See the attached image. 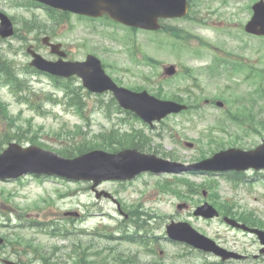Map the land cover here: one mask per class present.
<instances>
[{
  "label": "rangeland",
  "instance_id": "374dc122",
  "mask_svg": "<svg viewBox=\"0 0 264 264\" xmlns=\"http://www.w3.org/2000/svg\"><path fill=\"white\" fill-rule=\"evenodd\" d=\"M202 2L201 5H194L193 14L200 20L196 22L186 19H172L167 23L172 31L183 29L192 36L188 37V42L175 39L174 36L166 32L154 34L148 31H140L135 34L137 48L141 50L138 54L140 58L144 54L157 58L158 65L155 67L147 64L146 60L136 63L132 60L128 45L122 40L125 31L119 29L117 39L106 38L100 34L101 29L98 26L85 21H80L75 17H70V24L62 26L63 33L57 39L70 50L69 59H85L88 53H94L103 61L107 62L110 67L107 72L115 79H120L124 86H137V88L146 87L151 93L157 90L161 92L164 98H172L175 93H181L185 99L194 98L188 96L189 92L185 91L187 87H193V79L185 77L182 71L185 67H191L194 75L199 77L200 88H193L194 92L201 97L202 108L193 114H179L166 118L161 123H156L150 127L141 120L135 119L128 113H117L116 107L110 114L109 104L113 95L105 93L104 96L91 94L84 97L85 105L82 113L74 107L66 105L63 93L58 92L55 81L49 76L38 73H27L25 77L29 79V84L35 90L32 101L37 108L41 104L40 112L32 109L30 104H22L17 101V96L9 86H0V100L8 106L10 117L15 123L10 124V119L6 120L0 117V129L10 128L15 131L22 127L25 132V141H21L23 146L32 144L28 138L36 137L38 144L43 148L57 152V149L63 145L80 141V139H90L100 132L111 130L113 127L129 128L134 127L140 130L142 134L149 136L150 150L148 153L158 151L160 156H175L183 162H195L200 160L203 155L211 156L215 151H219L221 145H210L206 138L210 130L213 135L218 137L220 143L225 148L236 146L244 149L254 148L264 140V132L251 133L246 135L244 129L236 127L233 122L226 119L224 111L217 105L207 104L206 99L222 100L225 106L230 104L232 109H236L235 101L239 96L252 91V87L247 83L236 78L230 79L224 74L227 71L225 64L220 67L214 66V55L224 59V49L233 52L244 53L242 38H236L243 31L238 20L219 18H242L235 0H228V3L221 5L214 0H196ZM204 1L206 2L204 4ZM0 8L10 16L17 19V27H22V23L29 20L34 13L40 17V23H43L44 13L40 8H34L33 11L27 12L22 8L12 7L5 0H0ZM212 19L218 24L213 25ZM111 31V29H108ZM128 34V33H127ZM251 39H246L250 41ZM37 38H30L28 44H37ZM264 53V39L259 40ZM25 41L19 38L2 40L0 38V55L3 58L16 60L17 68H24L30 63L31 57L27 54L24 45ZM197 45V46H196ZM38 51L48 59H54L50 49L39 44ZM198 50L202 55L196 54ZM220 54V55H219ZM246 55H249L246 53ZM264 57V56H263ZM170 64L178 66V72L173 77H166L163 74L164 67ZM214 66V67H213ZM264 66V60H263ZM78 81L80 79L78 78ZM239 81V82H237ZM81 82V81H80ZM235 82V83H233ZM230 85V87H227ZM158 87H162L159 91ZM130 88V87H129ZM57 90V91H56ZM54 94L58 98L56 102L46 99V94ZM108 105V106H107ZM264 106V102L262 103ZM261 106V104H260ZM254 107V106H253ZM252 109V108H251ZM257 114V113H256ZM124 118L125 121H121ZM219 122L227 125L226 131L218 128ZM77 125L81 128L78 129ZM86 134V135H84ZM16 141V140H13ZM193 143L194 147L187 146V143ZM8 145L0 148V153ZM222 149V148H221ZM168 158V157H167ZM16 170V169H15ZM9 170V171H15ZM260 172V171H259ZM264 173V171H262ZM250 180L255 174V170L246 171ZM231 176V175H229ZM186 178L200 187V193L196 195L186 192V185H178L179 190L184 197L172 192H162L159 185L165 179ZM217 181V190L215 194L210 191L215 189L210 186L202 187L211 178L210 174L197 175H156L145 173L134 181L130 182H113L109 181L103 184L100 189H104L114 195L119 204L110 198L97 199L95 193L88 184L71 183L57 178L36 179L33 176H27L17 180L2 181L0 180V237L10 239L13 243H7L0 247V258H11L14 260L25 261L24 256L20 255L24 251L32 253L35 245L39 242L45 247V251L52 254L54 247H65L61 252H53L55 257H68L72 252L73 240H81V246L98 245L104 249V254L113 252L134 253L139 248L125 240L116 237L121 234L117 226L122 221H128L121 214V211H130L132 208L146 210L152 218L149 220L150 227L153 228L156 236L161 237L159 241V252L163 251L161 259L166 264H180L176 260L180 246L167 238L166 226L172 221H188L195 228L210 236L216 235H234L237 234L243 243H247V251L252 253L256 250L255 239L253 236L244 235L237 231H230L221 222L204 221L193 215L192 207L201 205L206 200L209 203L218 205L220 203L229 204V206L239 207L242 211L255 212L264 218V180H255L251 184H241L234 187L227 180V176L222 174L215 175ZM260 177V176H258ZM205 189L209 190L207 196L204 195ZM218 193V194H217ZM219 195V196H218ZM187 202L191 206L189 209L179 210L177 205ZM80 211L82 216L79 218L65 217L64 212ZM21 215V216H20ZM260 217V218H261ZM73 218V217H72ZM146 217H144L145 220ZM148 219V218H147ZM54 223L60 227H66L70 234L68 239L62 237H52L47 234L45 225L26 227L27 221ZM132 221L130 220V224ZM264 228L263 225H260ZM94 231H96L94 233ZM215 232V233H214ZM22 234L27 239H33L34 246L30 249L21 245V237L15 238L16 234ZM106 235L112 237L108 238ZM84 245V246H83ZM110 247H114L111 250ZM85 252V251H84ZM34 258L32 264H43L36 255L29 256ZM95 259V256H90ZM69 264L72 262L65 259ZM105 263V262H104ZM2 264V262H0ZM89 264H91L89 262ZM102 264V263H97ZM105 264H113L111 261Z\"/></svg>",
  "mask_w": 264,
  "mask_h": 264
},
{
  "label": "water",
  "instance_id": "95a60500",
  "mask_svg": "<svg viewBox=\"0 0 264 264\" xmlns=\"http://www.w3.org/2000/svg\"><path fill=\"white\" fill-rule=\"evenodd\" d=\"M55 7L72 10L84 14L99 15L108 12L115 19L128 25L140 26L148 29L158 28L157 19L160 16H181L185 13L184 0H44ZM0 35L10 37L14 34L13 23L10 18L0 11ZM253 24H260L255 23ZM264 34V22L262 31ZM44 42H48L45 39ZM54 52L61 46L51 45ZM32 54L31 64L40 70L50 73L71 76L78 74L84 79L85 85L96 92L112 90L120 103L136 111L146 121L152 123L155 119H161L170 112H179L185 109V105L175 102L161 101L144 91L141 93L131 92L125 88H119L113 80L105 74L98 58L90 55L86 62H58L48 61L33 50L28 48ZM59 53V52H58ZM64 56V52H60ZM169 74H174V66L167 69ZM222 105V102H219ZM264 168V144L256 150L244 151L241 149H229L217 153L213 158L206 159L193 165H184L158 158L156 155L141 153L137 149H127L117 154L104 151H92L74 159H65L57 154L43 150L38 146L23 148L12 143L7 150L0 155V177H18L24 173H57L74 179L94 180L95 185L109 179H128L145 170L154 172L186 171V170H246L248 168ZM16 169V170H15ZM9 170H15L10 172ZM108 196V194H106ZM101 196V193L98 194ZM180 205L179 208H182ZM75 214V213H71ZM196 215L214 217L218 211L209 203L198 207ZM237 224L234 220H229ZM245 227V226H242ZM168 233L175 240L186 241L196 247L205 250L219 251L214 242L196 231L189 223L180 222L167 226ZM264 240V231L255 230ZM7 264H16L6 260Z\"/></svg>",
  "mask_w": 264,
  "mask_h": 264
},
{
  "label": "flooded vegetation",
  "instance_id": "af4514ba",
  "mask_svg": "<svg viewBox=\"0 0 264 264\" xmlns=\"http://www.w3.org/2000/svg\"><path fill=\"white\" fill-rule=\"evenodd\" d=\"M261 0H235V3L238 5V9L242 14L243 28L245 30V24L251 20L254 16V5ZM35 2V1H34ZM224 3L227 4L228 1L224 0ZM39 7H46L45 5L36 2ZM73 14V13H72ZM69 13H59V15H66L67 17L75 16L78 19H83L82 15ZM86 17V16H85ZM90 18V17H88ZM89 21H94L98 23H112V20L108 15H104L99 18H91L87 19ZM114 22V21H113ZM68 26V22H56L51 20L50 17H47L43 23L38 24V26L33 27H21L20 31L22 36L25 38H37L42 34L43 29L47 31L48 34H43L49 36L51 39H59L62 31V26ZM101 29L100 34L104 37L109 35V31L104 29L103 27H99ZM132 29V28H130ZM250 37L261 38L262 36H257L254 34L247 33ZM244 53H228L227 54V65L234 73H241L247 71L248 74L244 75L247 82L250 85H255L259 87L262 85V70H263V53L262 49L259 45H255L250 47L248 44L244 48ZM248 53L250 58H246L245 54ZM256 97H254L253 101L255 106L258 107L262 97L258 90L255 91ZM258 109H262V106L259 105ZM257 109V110H258ZM258 112V111H257ZM232 113V109L228 107L226 109V114L229 117ZM225 215H221L220 220H224ZM234 217V216H233ZM237 220L241 222H245V219L239 214L236 217ZM229 228L240 232L244 235H250L251 233L244 232L235 227ZM256 237V236H255ZM216 242L226 250L230 252H234L236 255H233L229 258H224L222 255H218L214 252H203L197 249H193L190 247H185L181 249L179 252V261L180 264H264V246L258 239H254L253 243L256 244V250L252 253L247 251L246 244L241 241L237 234L234 235H220L217 233L214 236Z\"/></svg>",
  "mask_w": 264,
  "mask_h": 264
},
{
  "label": "trees",
  "instance_id": "16d2710c",
  "mask_svg": "<svg viewBox=\"0 0 264 264\" xmlns=\"http://www.w3.org/2000/svg\"><path fill=\"white\" fill-rule=\"evenodd\" d=\"M0 82H9L14 88L16 86L19 90H25V88L29 87L28 84L25 83V81L17 75V72L15 70V62L8 59H0ZM0 105L3 107L4 110H6L3 103L0 102ZM74 105L79 106L80 103ZM2 114L4 118H7V116L9 115L7 112H3ZM23 132L24 131L21 130V128H18V131L14 132V134H12V130H7L6 132L1 131L0 147L3 144L7 143L11 138L13 139L22 136V134H24ZM146 142L147 139L143 138L142 134L140 133H120L117 130L113 129L111 131H106L104 133L95 135L90 139H87V137L80 139V141L76 143L73 142L72 146L64 147L59 151L64 156L73 157L95 148H103L109 151H117L125 147H138L144 150L148 148L146 147ZM234 178L237 182H240L243 179L246 180L239 173H236ZM164 187L171 188V186L166 183L164 184ZM76 242L77 241L73 242L74 249L73 254L70 256V258L73 260L74 264H85L88 259L84 256L85 254H82L84 251H82L81 246L79 244H76ZM101 260L104 261L105 258H101ZM54 264L60 263L55 262Z\"/></svg>",
  "mask_w": 264,
  "mask_h": 264
}]
</instances>
